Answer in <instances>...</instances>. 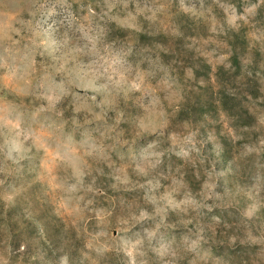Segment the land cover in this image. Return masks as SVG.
<instances>
[{
	"label": "rangeland",
	"instance_id": "374dc122",
	"mask_svg": "<svg viewBox=\"0 0 264 264\" xmlns=\"http://www.w3.org/2000/svg\"><path fill=\"white\" fill-rule=\"evenodd\" d=\"M0 264H264V0H0Z\"/></svg>",
	"mask_w": 264,
	"mask_h": 264
}]
</instances>
